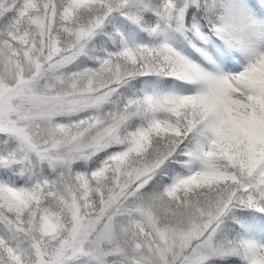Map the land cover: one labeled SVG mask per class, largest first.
Here are the masks:
<instances>
[{
	"label": "snow or ice",
	"instance_id": "1",
	"mask_svg": "<svg viewBox=\"0 0 264 264\" xmlns=\"http://www.w3.org/2000/svg\"><path fill=\"white\" fill-rule=\"evenodd\" d=\"M0 264H264V0H0Z\"/></svg>",
	"mask_w": 264,
	"mask_h": 264
}]
</instances>
